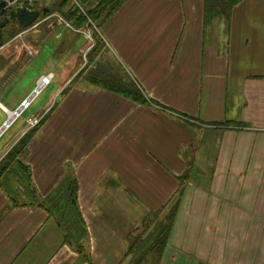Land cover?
Instances as JSON below:
<instances>
[{
  "label": "crops",
  "instance_id": "0c3cea01",
  "mask_svg": "<svg viewBox=\"0 0 264 264\" xmlns=\"http://www.w3.org/2000/svg\"><path fill=\"white\" fill-rule=\"evenodd\" d=\"M99 35L108 64L152 101L69 84L79 68L60 73L50 95L0 134L1 161L57 98L22 158L40 198L73 174L89 260L44 207L12 205L0 187V264H123L131 227L177 198L190 164L158 264H264V0L210 21L203 0H125ZM20 56L0 52V129L4 108L15 111L36 86L31 59ZM224 120L246 127L210 124Z\"/></svg>",
  "mask_w": 264,
  "mask_h": 264
},
{
  "label": "trees",
  "instance_id": "16d2710c",
  "mask_svg": "<svg viewBox=\"0 0 264 264\" xmlns=\"http://www.w3.org/2000/svg\"><path fill=\"white\" fill-rule=\"evenodd\" d=\"M69 1L70 0H57L54 3V7L60 12H63L64 16L72 25L82 26L88 23V20L100 25L115 12L125 0H72V4L68 6L67 3ZM241 1L242 0H203L205 20L210 21L216 18L228 20L232 9ZM85 5H89L87 11L83 9ZM29 7L33 9L35 8V5ZM6 16L7 13L3 12L0 14V20ZM16 26V24L9 23L4 27H0V46L5 43L8 35L13 33L12 31L14 29L9 30L10 27L20 29ZM88 75L89 82L96 84L103 89L112 91L136 102L147 103V99H145L142 90L137 83L128 75L119 72L108 63H97L94 69L93 67L91 68ZM210 124L221 126L222 128L239 127L244 125L233 120H224L220 123ZM30 136L31 134H27L25 138L19 142L20 144H16L12 148L14 150L11 153L8 152L0 161V177L2 175H7L8 172L6 170L11 169V167V170L17 171V173L21 170L18 179L22 184L25 183L23 185L24 193L32 198V200L27 203H37L53 215L57 224L62 229L65 241L74 245L82 260H89L88 255L83 249L82 241L86 237V229L77 204V186L74 177L70 175L66 176L54 191L43 201L36 202V199L33 197V190L28 186L30 184L28 167L17 157L19 154L23 153ZM13 162L16 167L11 166ZM191 168L192 165L190 164L188 170L179 177L180 190L178 191V196L172 203V207L169 214L166 216V219L162 220L157 225L154 234L149 236L147 240L143 237V233L137 236L132 232L127 236V241L129 243L127 253L135 254L137 252L138 256L133 264H144L148 259H150L153 264L158 263L169 240L172 225L180 204L183 185L193 174ZM3 182L0 181V184L1 186L3 185L2 187L6 188L11 204L18 205V197L12 191H9L10 187L5 184L6 182ZM25 204L26 202L21 203L20 205Z\"/></svg>",
  "mask_w": 264,
  "mask_h": 264
},
{
  "label": "rangeland",
  "instance_id": "374dc122",
  "mask_svg": "<svg viewBox=\"0 0 264 264\" xmlns=\"http://www.w3.org/2000/svg\"><path fill=\"white\" fill-rule=\"evenodd\" d=\"M56 1L57 0H38L34 4L35 5L34 9L41 10L44 7V8H48V12L45 15L41 14L36 20V22L29 28L15 29V28L10 27L9 30L14 29L12 31L13 33L8 35L7 39L5 40V43L1 45V46L4 45L5 47L4 49H2L3 52H15V53L18 52L24 55V56H20V59H19L20 61L23 57H29V59H31V63H32V66L34 68V72L36 75V83H37L38 78L41 75L47 74V73L53 74V80L50 83V85L44 88V90H42V92L40 93L38 98L34 101V103L31 105V107L27 109L29 107L28 106L24 110V112L25 111L26 112L25 113L23 112L24 114L21 113L18 117L27 116V114L33 110L32 108H34L35 105L41 101V99L45 100L50 95L52 87L55 86V84L59 80L60 73L62 72L73 73L76 69L81 68L82 70H80V72H78L75 76L66 75V77L64 78H67L68 79L67 82L71 85L79 83V82L80 83H83V82L91 83L89 82V78H88L89 77L88 73L90 72L91 68L93 67L94 69L96 64L100 62L104 64H107L108 62L109 63L112 62L110 61V59L112 60V58L109 56V53L112 51L110 49L108 50L106 49V46L104 45V42L102 41L101 36L99 35V33H101L102 23L100 25H97L96 22H92L91 20H88V23L82 26H74V25H72V27L65 26V22H69V20L64 16L63 12H60L56 7H54L55 6L54 3ZM71 4H72V0H70L67 3L68 6H70ZM83 9L87 11V9H89V5H85ZM54 22L57 23L58 25H56V27L52 29L51 26L53 25ZM70 36H71V39H69ZM79 37L82 39V41H80L79 44H77L78 39H80ZM108 58H109V61H108ZM54 75H55V78H54ZM65 94L69 95V94H72V92L68 90L67 92H65ZM142 94L144 95L145 99H147V103L149 101H152L148 99V96L144 93V91H142ZM57 101L58 100L56 98L55 102L53 101L52 104L50 103L48 106L41 108L37 113L34 114L33 117L37 119L36 123L31 124V125L28 123L26 124V126H28L30 129L29 134H31V136L25 146L23 153L19 154L17 157L27 167L28 165L23 161L22 156L33 134L35 135L41 129L43 122L46 120L47 117H50L52 114H54V112H57L58 107H59V104L57 103ZM194 124L195 126H199L195 122ZM239 127H246V126L244 124L243 126H239ZM6 135L7 136L10 135V132L9 134H6ZM23 138H25V136ZM5 139H6V136H4V138H2L1 141H5ZM22 139H20L17 144H20L19 142ZM206 141H208V139ZM1 143L2 142H0V145ZM11 149L12 148H10L8 152L11 153L14 150V149L12 150ZM11 166L16 167L14 162L12 163ZM11 169L6 170L8 174L2 175L0 177V181L6 182L5 184H7V186L10 187L9 191H12L18 197L17 199L18 204H21L24 202L26 203L30 202L32 198L30 196H27L23 191V187H24L23 185L25 183L22 184L20 180L18 179L21 173V170L19 171V173H17V171H13ZM10 170H11V173H10ZM28 170L30 174V184L28 186L30 189L33 190V195H34L33 197L34 199H36L35 201L39 202V201L45 200L47 196L45 198L39 197L37 189L32 182L31 172H30L29 167H28ZM68 175L73 176V174L71 173H68L66 176ZM193 176H195V179H194L195 181L199 180L200 182H204L207 180L208 176L211 177V173L206 171L200 175H197V173H195ZM65 177L62 180H64ZM2 186L0 184L1 189L4 191V193H6L7 197H9L8 196L9 194L6 188ZM174 201L175 199L172 200V203ZM172 203H169L163 209H159L158 211L150 212L146 214L140 221H138L135 227L134 226L131 227L130 233L133 232L134 235H137V236L143 233V237H145V240H147L149 236L154 234V231L156 230L157 225L162 220L166 219V216L169 214V211L172 207ZM178 210H179V207L177 209V212ZM128 245L129 243L127 241V246ZM125 256H126L125 260L123 261L124 263L122 262L123 264H133L134 260L137 259L138 257L137 252L135 254L134 253L128 254L126 252ZM150 261L151 260L148 259L147 261H145L144 264H153L152 261L151 262Z\"/></svg>",
  "mask_w": 264,
  "mask_h": 264
},
{
  "label": "built area",
  "instance_id": "2783aa9c",
  "mask_svg": "<svg viewBox=\"0 0 264 264\" xmlns=\"http://www.w3.org/2000/svg\"><path fill=\"white\" fill-rule=\"evenodd\" d=\"M38 0H0V14H2L3 12H6L7 15L9 14V12L11 10H14L15 8L19 7V6H26L28 8H30L29 6L34 5ZM62 20V19H61ZM65 25L68 27H71L69 22H65ZM29 28V27H28ZM4 48L3 46H0V52L2 51V49ZM53 79V74L52 73H47V74H43L41 75L36 83V86L34 88V90L27 96V98L21 103L20 107V111L17 112L16 114H13L14 117L11 118L12 121L14 119H16L32 102V100L42 91L44 90V88H46L52 81ZM37 122V119L32 117L29 118L27 120L28 124H34ZM10 125V123L6 126V128Z\"/></svg>",
  "mask_w": 264,
  "mask_h": 264
},
{
  "label": "water",
  "instance_id": "95a60500",
  "mask_svg": "<svg viewBox=\"0 0 264 264\" xmlns=\"http://www.w3.org/2000/svg\"><path fill=\"white\" fill-rule=\"evenodd\" d=\"M48 12V8H42L41 10L28 8L26 6H19L14 10H11L9 14L0 20V27H4L5 25L12 23L16 24L19 28H28L32 26L38 17L43 14L45 15ZM20 111V107H18L13 114H16ZM12 117H8L7 121L3 124L0 129V134L4 131L6 126L12 122Z\"/></svg>",
  "mask_w": 264,
  "mask_h": 264
},
{
  "label": "bare ground",
  "instance_id": "6f19581e",
  "mask_svg": "<svg viewBox=\"0 0 264 264\" xmlns=\"http://www.w3.org/2000/svg\"><path fill=\"white\" fill-rule=\"evenodd\" d=\"M4 110L7 111L8 115H9L10 117H12V118L14 117V115H13V112H14V111H9V110L6 109V108H4Z\"/></svg>",
  "mask_w": 264,
  "mask_h": 264
}]
</instances>
